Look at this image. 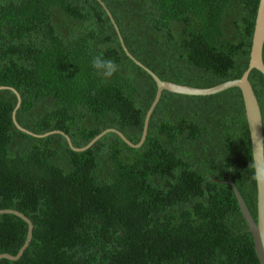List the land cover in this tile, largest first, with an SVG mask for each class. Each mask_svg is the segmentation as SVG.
<instances>
[{
    "label": "trees",
    "instance_id": "16d2710c",
    "mask_svg": "<svg viewBox=\"0 0 264 264\" xmlns=\"http://www.w3.org/2000/svg\"><path fill=\"white\" fill-rule=\"evenodd\" d=\"M126 50L160 80L212 88L246 70L259 0H101ZM119 71L105 81L99 53ZM264 64V45L262 50ZM264 139V77L249 74ZM0 87L15 119L83 148L107 129L132 144L156 92L123 52L96 0H0ZM0 90V210L33 225L17 261L0 264H259L231 179L256 220V186L241 92L163 91L140 148L107 133L84 152L60 134L35 138ZM27 225L0 215V255Z\"/></svg>",
    "mask_w": 264,
    "mask_h": 264
},
{
    "label": "water",
    "instance_id": "95a60500",
    "mask_svg": "<svg viewBox=\"0 0 264 264\" xmlns=\"http://www.w3.org/2000/svg\"><path fill=\"white\" fill-rule=\"evenodd\" d=\"M96 1H98L100 5L105 9L116 31V34L120 42V46L123 52L125 53V55L136 66H138L140 69L146 72L156 84L155 97L149 109L147 110L145 114L144 121H143V127H142V134H141L139 142L137 144H132L128 139L124 137L122 133L114 129H107L103 131L101 134L97 135L94 139H92L90 143H88V145H86L83 148H74L68 136L60 131L51 132L43 136L36 135L32 132H29L23 129L16 122V119H15L16 111L19 108L20 103H21L20 96L18 95V93L13 88L0 87V90H9L13 92L17 97V103L15 106V109L12 112V121H13L15 128L18 131L24 134H27L29 136L35 137V138H43L51 134H60L66 139L69 148L74 152H84L88 150L107 133L116 134L128 147L132 149H137V148H140L145 141L150 117L155 107L157 106L163 91H167L173 94L184 95V96L207 97V96H212V95L221 93L228 89L237 88L241 92L243 106H244L245 119L247 122L249 138H250L254 174L255 176L264 175V139H263L262 117H261V112H260L257 99L254 95L251 84L248 81L249 74L252 70L258 71L264 77V64L262 60V50H263V45H264V0H259V3H258L256 17H255L254 30H253V37H252V42H251V49H250V54H249V62H248V66L246 70L244 71V73L239 79L227 81L225 83H222L212 88H193L189 86H181V85H177L174 83L160 80L151 70L143 66L140 62L136 61L131 56V54H129V52L126 50V47L123 43V39L119 33V30L110 12L106 9L104 3L101 2V0H96ZM225 183L231 186L232 191L235 195L239 210L241 212V215L248 227L249 233L252 236L256 258L259 264H264V180H261L260 182H257L255 180L256 200H257L256 220H254L253 217L251 216L240 193L238 192L237 188L235 187L231 179H228ZM0 215H13L21 219L27 225L26 238H25V241L22 247L18 251V253L15 256H11L8 254L0 255V260L4 259L8 261H17L22 257L23 253L25 252V250L28 248L30 244V241L32 239V234H33V225L27 217H25L20 212L15 211V210H0Z\"/></svg>",
    "mask_w": 264,
    "mask_h": 264
},
{
    "label": "clouds",
    "instance_id": "9594fccd",
    "mask_svg": "<svg viewBox=\"0 0 264 264\" xmlns=\"http://www.w3.org/2000/svg\"><path fill=\"white\" fill-rule=\"evenodd\" d=\"M90 63L94 73L105 81L110 80L119 71L116 62L105 58L102 52L92 57ZM253 179L260 182L264 180V175L254 176Z\"/></svg>",
    "mask_w": 264,
    "mask_h": 264
}]
</instances>
